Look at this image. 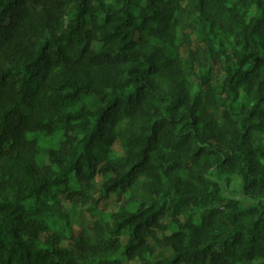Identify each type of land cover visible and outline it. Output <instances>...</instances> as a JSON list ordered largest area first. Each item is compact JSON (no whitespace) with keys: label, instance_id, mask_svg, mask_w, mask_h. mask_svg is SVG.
<instances>
[{"label":"clouds","instance_id":"clouds-1","mask_svg":"<svg viewBox=\"0 0 264 264\" xmlns=\"http://www.w3.org/2000/svg\"><path fill=\"white\" fill-rule=\"evenodd\" d=\"M140 2L147 6V0ZM126 3L103 0L101 10V0H90L91 10H81L84 0H25L18 23L9 31L0 29V164L11 159L24 169L32 160L38 182L63 181L43 204L35 198L20 201L23 223L0 213V264H37L36 253L42 250L59 264H100L113 254L116 264H171L181 253L191 256L205 248L216 232L221 242L212 252L222 253L223 264H264V235L253 228L259 216L241 217L242 224L230 219L245 211L246 200L264 213V195H243L247 168L241 163L233 171L224 165L235 191L222 190L223 202L212 199L208 183L223 180L215 171L225 156L243 160L251 126H264V103L250 116L256 99L247 96V82L239 87L238 104L230 89L222 91L229 65L234 72L244 55L236 36L242 38L250 16L259 13L245 14V6L235 0L240 18H227L235 30L217 26L220 36L209 53L192 31L195 26L206 33L211 23L203 21L201 0H162L171 7L169 23L176 25L163 36L138 31V9L137 23L125 24ZM248 3L256 9L253 0ZM109 13L112 22L106 23ZM261 72L264 80V68ZM37 125L56 129L50 145L55 155L33 153ZM259 144L264 146V133ZM201 148L205 152L197 156ZM14 171L23 179L21 171ZM190 198H199L200 206L189 204L181 222L190 212L206 214L229 200L240 206L217 217L201 243L187 229L183 239L166 242L165 236L180 229L165 225ZM37 209L42 211L34 214ZM201 222L198 215L194 224ZM237 233L242 236L234 242ZM177 264L190 262L182 257ZM197 264H211V255Z\"/></svg>","mask_w":264,"mask_h":264},{"label":"trees","instance_id":"trees-1","mask_svg":"<svg viewBox=\"0 0 264 264\" xmlns=\"http://www.w3.org/2000/svg\"><path fill=\"white\" fill-rule=\"evenodd\" d=\"M240 4L245 6V14L257 11L259 14L250 16L251 23L245 27L243 37L237 34L235 44L238 47L243 44L244 55L239 58V64L232 71V66L229 65L228 71L230 76L226 78L227 87L222 89V91H228L230 89L231 93L234 95L231 97L233 102L238 104L240 100L239 87L247 82V96L249 98L256 99V105H254L253 112L250 113L251 117H255L256 107L264 103V80L260 79L262 72L261 69L264 68V55L261 54L264 51V0H253L256 3V9H253L248 0H239ZM84 4L81 8L83 10L84 6H90V0H84ZM25 5V0H0V29L9 31L12 27L18 23L21 17ZM103 0H101V10L104 9ZM178 7V5H177ZM235 0H201L200 11L203 15V21H211L207 26V30L210 34H214L215 38L218 39L220 32L217 30V26L225 32L231 33L235 29L233 24L228 21L229 14L233 18H240V12L236 11ZM136 9L139 10L141 23L138 25L140 29L138 31H148L150 35L163 36L165 31L171 27L173 31L176 25L169 23L171 17V7L169 5H163L162 0H147V6L145 7L141 4L140 0H127L125 4L124 12L127 16V20L124 21L125 24L134 25L137 23ZM112 13L106 17L105 22H112ZM152 23L157 24L156 29H151L150 25ZM178 23V21H177ZM160 24L164 25V28H160ZM227 24V27L225 25ZM119 27V26H117ZM250 29V32H249ZM112 35H115L113 33ZM213 41L209 42L210 50L215 51L213 48ZM220 46L224 47L226 41L220 39ZM249 49H251L249 51ZM239 55V53H236ZM159 55L161 57L165 56L166 53L163 49H160ZM252 61V67L248 68V62ZM56 129L52 125H37L34 129V137L32 140V151L37 156H53L55 155V150L50 147L52 143V138L54 136ZM261 133H264V126L253 124L249 129V132L245 133V146L243 149V160L239 156H225L221 164H217L215 174H224V165L229 166L230 170H235L241 163L247 168V173L244 174V196H250L255 199L259 196L264 195V164L261 160L264 159V146L259 144L261 140ZM191 136V133H188ZM205 152L204 148H201L197 152V156H202ZM209 156H215V150H208ZM14 169L21 171L23 179L16 178V171ZM38 171L37 166L32 160H29L27 166L24 169H20L17 162H13L11 159L3 164H0V213L4 214L5 217L10 218V222H20L23 223L24 205L20 201L35 198L37 202H41L48 194L52 191V187L62 183L61 180L38 182L35 179V173ZM243 172V168H241ZM251 178V179H250ZM213 188V192L209 195L213 200H218L223 202L225 197H221L219 193L222 191L219 180H213L208 182ZM12 196L14 199H9ZM207 199V197H205ZM184 209L178 208L172 214V220L176 223L180 231L172 233L171 236H165L164 240L166 242H172L175 240L184 238V229L191 232L192 238L196 243H201L202 237H207L212 233L213 227L216 225V218L220 216H226L227 210L239 208L240 201L229 200L224 208H214L211 212L206 214H201V224L197 227L194 224L196 220V212H190L189 215L183 222H181V211L186 210L189 204L195 207L200 206L199 198L188 199L183 202ZM15 205V206H14ZM260 205H249L245 207L244 212H234L231 216V222L233 224L240 223L243 221L241 217L247 219L249 216L258 215L259 218L254 221L253 228H256L264 235V213L259 211ZM14 218V219H13ZM153 222H159V216L153 213ZM165 227H167L165 225ZM13 235L19 234V230L13 227ZM242 234L237 233L234 239L239 240ZM221 242V234L216 232L213 236L212 243L208 244L205 248L199 249L192 252L191 256H187L185 253L177 255L171 264H177L178 261L184 257L190 262V264H197L198 260L208 259L211 255V264H223L224 257L222 253H213V246ZM225 245V250H227L228 242L223 241ZM256 237L253 236V251H255ZM175 246V245H173ZM29 260L31 261L32 253H28ZM114 256V254H113ZM113 256L105 257L100 261V264H116L115 260L111 258ZM37 264H59V262L48 261L44 252L36 253ZM146 264H151V262H146Z\"/></svg>","mask_w":264,"mask_h":264},{"label":"rangeland","instance_id":"rangeland-1","mask_svg":"<svg viewBox=\"0 0 264 264\" xmlns=\"http://www.w3.org/2000/svg\"><path fill=\"white\" fill-rule=\"evenodd\" d=\"M192 31H193V33L194 34H196L195 35V39L196 40H199L200 41V44L201 45H203V44H206L207 45V50H208V52L209 53H212V51L210 50V46L208 45L209 44V42H211V40H217L216 38H215V35L214 34H210V32L207 30V32L205 33V32H203L201 29H198L197 27H195V26H193L192 27ZM214 42V41H213ZM216 59H218V57L216 58ZM45 157H47V156H45ZM217 176H223V180L222 181H220L219 180V182H220V184H222V190L223 191H225V192H227L229 189H232V183H233V180H232V177L231 176H226V175H224V174H219V173H217L216 174ZM60 184V183H59ZM243 188H244V186H243ZM232 191H235V189H232ZM57 194H60V195H62V193H59V192H57ZM49 195H53L52 194V192L50 193V194H48L47 196H49ZM244 195V194H243ZM46 196V197H47ZM53 198H54V196H53ZM45 201H44V199L40 202L41 204H43ZM244 204H245V206H249L250 205V201L249 200H246V201H244ZM197 208H199V207H197ZM40 211H42V209H37V212L36 213H34V214H38ZM199 215V218H200V215L201 214H199V213H197L196 212V218H197V216ZM195 218V219H196ZM34 222V221H33ZM172 225H176V223L172 220V218H171V222L168 224V225H166L167 227H171ZM177 226V225H176ZM178 227V226H177ZM54 251V250H53ZM43 252H44V256H45V258L48 260V261H50L51 259H50V257H51V255H52V253H50V252H48L47 250H43ZM114 257V256H113ZM111 258L112 260H114V258ZM52 261V260H51ZM55 262H58V261H55Z\"/></svg>","mask_w":264,"mask_h":264}]
</instances>
